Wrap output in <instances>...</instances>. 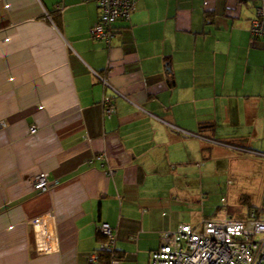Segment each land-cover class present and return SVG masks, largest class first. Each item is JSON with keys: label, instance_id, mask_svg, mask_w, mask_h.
<instances>
[{"label": "crops", "instance_id": "crops-1", "mask_svg": "<svg viewBox=\"0 0 264 264\" xmlns=\"http://www.w3.org/2000/svg\"><path fill=\"white\" fill-rule=\"evenodd\" d=\"M98 2L0 0V264H89L102 223L120 264H149L185 224L174 212L209 199L193 184L234 153L264 158V42L251 40L250 6L138 0L107 47L91 36ZM40 173L47 193L31 189ZM44 215L57 251L41 255L30 222Z\"/></svg>", "mask_w": 264, "mask_h": 264}, {"label": "built area", "instance_id": "built-area-1", "mask_svg": "<svg viewBox=\"0 0 264 264\" xmlns=\"http://www.w3.org/2000/svg\"><path fill=\"white\" fill-rule=\"evenodd\" d=\"M137 1L99 0V19L91 30L92 38L110 47L116 36L115 24L118 21H130ZM242 2L253 9L250 26L252 42H264V0ZM94 75L105 89L127 99L105 77L96 72ZM110 100V97H106L104 102L108 115L112 112ZM171 129L185 135L197 136L173 125ZM30 131L34 133L36 128L31 127ZM197 137L223 145L214 140ZM236 150L255 154L246 149ZM260 156L264 157V154ZM107 174L112 176L114 170L109 169ZM51 187L48 173H40L31 183V189L35 193H47ZM30 224L34 230L37 253L45 255L57 251L54 217L44 215L33 219ZM97 234L101 240L98 248L89 256L88 263L120 264L116 229L110 224L102 223L97 228ZM149 264H264V213L252 210L244 220L227 216L222 220H207L198 226L182 224L177 231L162 235L160 247L150 253Z\"/></svg>", "mask_w": 264, "mask_h": 264}, {"label": "rangeland", "instance_id": "rangeland-1", "mask_svg": "<svg viewBox=\"0 0 264 264\" xmlns=\"http://www.w3.org/2000/svg\"><path fill=\"white\" fill-rule=\"evenodd\" d=\"M245 8L252 13L247 5ZM235 157H238L236 153L232 155L230 162L220 161L215 164L213 179L193 184L192 192L199 196L205 194L209 199L203 204H185L177 209L174 212V221L177 224L196 226L204 216L216 212L217 209L221 214L235 218L245 216L252 206L254 210L264 211V158L251 160L247 157L239 160ZM228 166L231 169L230 175H223Z\"/></svg>", "mask_w": 264, "mask_h": 264}, {"label": "trees", "instance_id": "trees-1", "mask_svg": "<svg viewBox=\"0 0 264 264\" xmlns=\"http://www.w3.org/2000/svg\"><path fill=\"white\" fill-rule=\"evenodd\" d=\"M253 17V16H252ZM203 128V127H202Z\"/></svg>", "mask_w": 264, "mask_h": 264}]
</instances>
